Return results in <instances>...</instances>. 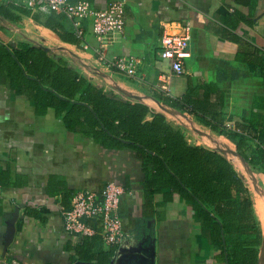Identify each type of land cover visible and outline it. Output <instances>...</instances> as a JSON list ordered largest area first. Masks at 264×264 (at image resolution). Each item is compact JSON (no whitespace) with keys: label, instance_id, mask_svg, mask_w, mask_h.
Returning <instances> with one entry per match:
<instances>
[{"label":"crops","instance_id":"1","mask_svg":"<svg viewBox=\"0 0 264 264\" xmlns=\"http://www.w3.org/2000/svg\"><path fill=\"white\" fill-rule=\"evenodd\" d=\"M87 1L103 8L110 0ZM123 1V37L104 53L108 60L137 57L132 75L100 61L89 21L84 39L62 41L37 20L49 13L30 9L23 0H0V44L18 48L21 41H39L95 82L114 85L162 112L188 143L219 150L252 198L258 229L256 264H264V0ZM185 27L190 55L184 72L174 74L161 57L160 40ZM163 82L166 89L159 87ZM157 90L202 104L214 127L158 101ZM150 118L148 113L145 119ZM230 132L241 136L239 150ZM201 133L208 135V145L201 142ZM108 181L124 188L120 214L128 237L114 257L100 262L79 256L84 237L63 228L61 211L69 207L74 189H99ZM0 185V264H9L10 259L20 264H230L234 259L231 245L225 239L213 241L179 195L167 199L154 192L146 198L144 172L132 149H106L83 133L68 130L53 108L37 112L24 95L5 84L2 75ZM99 250L100 240L92 252ZM235 253L238 258L240 252Z\"/></svg>","mask_w":264,"mask_h":264},{"label":"trees","instance_id":"2","mask_svg":"<svg viewBox=\"0 0 264 264\" xmlns=\"http://www.w3.org/2000/svg\"><path fill=\"white\" fill-rule=\"evenodd\" d=\"M65 18L52 12L37 20L60 40L77 43ZM42 45L30 40L21 41L18 48L0 44V75L5 84L24 95L37 112L53 108L68 130L81 132L106 149H132L141 162L147 199L154 192H162L167 199L179 195L192 206L196 220L213 241L225 239L231 245L234 259L230 264H256L258 229L252 198L219 150L188 143L182 130L172 126L162 112L114 85L95 82L79 66ZM154 97L211 124L208 110L188 97H174L162 90ZM148 113L151 118L145 119ZM230 135L238 140L239 150L241 136ZM232 237L238 239L233 242ZM99 240L98 233L84 236L77 248L79 256L109 261L113 248L92 252ZM237 251L240 254L235 258Z\"/></svg>","mask_w":264,"mask_h":264},{"label":"built area","instance_id":"3","mask_svg":"<svg viewBox=\"0 0 264 264\" xmlns=\"http://www.w3.org/2000/svg\"><path fill=\"white\" fill-rule=\"evenodd\" d=\"M25 5L44 13H62L70 22L72 33L84 39V25L90 22V32L97 41L94 51L106 67H115L127 74L136 72L139 59L135 56H122L107 59L105 49L123 37L124 1L110 0L103 8H95L87 0H23ZM189 29L181 33H165L160 40L161 57L168 60L174 74L185 70L184 60L190 55ZM84 47L88 44L85 41ZM161 89H166L163 82ZM229 125V124H227ZM264 151V144L262 145ZM124 188L121 184L108 181L99 189H74L70 205L61 211L63 228L73 236L84 237L98 233L102 250L113 248V257L118 252L128 233L120 214V198ZM2 186L0 185V195ZM133 235V234H131ZM9 264H20L10 259Z\"/></svg>","mask_w":264,"mask_h":264},{"label":"rangeland","instance_id":"4","mask_svg":"<svg viewBox=\"0 0 264 264\" xmlns=\"http://www.w3.org/2000/svg\"><path fill=\"white\" fill-rule=\"evenodd\" d=\"M201 134H203V133H201ZM198 136H199V135H198ZM199 137L201 138V142H202V143H205V144L208 145V135L205 136V135L203 134V136L200 135Z\"/></svg>","mask_w":264,"mask_h":264},{"label":"water","instance_id":"5","mask_svg":"<svg viewBox=\"0 0 264 264\" xmlns=\"http://www.w3.org/2000/svg\"><path fill=\"white\" fill-rule=\"evenodd\" d=\"M42 47L45 49V50H47V51H50L51 50V48L50 47H48V46H45V45H42ZM262 254L264 253V245H263V247H262Z\"/></svg>","mask_w":264,"mask_h":264}]
</instances>
